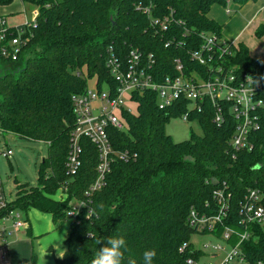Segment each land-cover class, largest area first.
Wrapping results in <instances>:
<instances>
[{
  "label": "trees",
  "instance_id": "16d2710c",
  "mask_svg": "<svg viewBox=\"0 0 264 264\" xmlns=\"http://www.w3.org/2000/svg\"><path fill=\"white\" fill-rule=\"evenodd\" d=\"M14 1L0 0V6ZM19 1L38 8L39 14L34 23L18 27L30 38L23 49L28 56H21L18 63L4 62L16 67L0 73V131L43 142L48 154L39 167L40 187L19 190L9 209L25 215L32 209L50 214L60 228L69 219L73 202L82 205L71 222L65 255L56 264H90L102 246L96 241L114 235L125 236L126 258L137 264H143L142 253L149 248L157 250L154 264H195L203 251L194 247L193 236L203 233L221 240L226 229L235 231L227 242L232 247L240 242V234L249 232L250 238L239 246L244 260L264 261V224H243L240 215L248 189L264 185V121L251 136L255 150L234 153L230 146L234 121L216 125L206 105L189 120L200 124L203 135L192 133L189 140L177 143L166 133V124L187 112L188 105L160 110L155 93L135 92L138 114L123 113L129 130L108 131L113 153L102 188L91 191L99 159L88 138L80 142L78 169L70 173L67 168L76 125L73 97L86 92L92 77L99 88L115 85L107 67L109 57L113 54L126 63L133 50L148 61L152 54L151 71L159 82L172 74L175 59L191 62L190 52L200 47L201 33L222 36L209 12L230 0ZM232 1L244 6L251 0ZM166 18L172 19L168 30L152 25ZM256 36L264 37V25L256 29ZM231 62L240 74L264 76V61L251 58L241 44ZM260 85L264 87V80ZM120 153L127 155L121 159ZM219 189L231 195L227 217L213 232L191 227V211L200 216L218 213L214 191ZM58 193L66 194V199L56 198ZM5 215L1 212L0 219Z\"/></svg>",
  "mask_w": 264,
  "mask_h": 264
},
{
  "label": "built area",
  "instance_id": "2783aa9c",
  "mask_svg": "<svg viewBox=\"0 0 264 264\" xmlns=\"http://www.w3.org/2000/svg\"><path fill=\"white\" fill-rule=\"evenodd\" d=\"M146 12L149 14V9H146ZM34 21L35 19L31 22ZM171 21V18L170 20L166 18L162 22L154 20L152 25L166 31L167 23ZM18 27H10L6 19L0 16V62L2 63H18L24 53V47L30 40L28 36H24L26 29ZM200 37L202 39L200 47L190 52L191 62L186 64L182 59H175L172 74H166L159 82L154 79L151 71L154 65L152 54L149 55L148 61L139 50H133L126 63L121 62L113 54L109 57L107 67L115 85L113 87L108 85L107 93L100 91L93 93L87 89L85 93L73 97L76 125L71 136L67 168L70 173H75L78 169L80 142L83 138H88L96 146L99 159L98 178L91 191L102 188L105 176L110 170L113 149L108 136L109 129L128 131L129 124L123 113L127 111L131 115L138 114L139 102L134 98L135 92L155 93L160 110L177 107L181 103L188 105L187 112L181 116L184 121H189L192 114L201 113L208 105L213 111V122L216 125L221 126L228 119L234 121L235 129L230 142L234 153L255 150V142L251 136L263 127L264 104L257 102L264 100V87L260 84L254 85L252 92L251 85L247 83L250 75L240 74L237 67L232 64L231 58L235 56L237 49L235 42H229L223 36L215 34L201 33ZM128 96L136 103V111L126 107ZM12 155L10 148L0 144V157L9 159ZM126 155L119 154L121 159ZM61 195L59 199H66V194L61 193ZM10 196L11 193L7 194L4 190L0 176V213L6 212V215L0 219V239L3 241L9 235L7 223L14 231L29 228L24 213L9 209L10 204L15 201ZM214 197L218 200V213L213 216H200L194 210L191 211L189 220L191 227L199 231L213 232L227 217L231 195L224 189H219L214 191ZM81 207L82 205H74L68 212L71 221L77 217ZM240 215L243 217V224L250 225L253 222L264 224V185L248 189L240 205ZM234 234L235 231L226 229L221 240L228 242ZM250 236L249 232L240 234V242L220 264H229L234 258L245 261L239 246ZM203 247L208 248L209 245L205 244ZM210 249L215 252L224 251L222 245H212ZM189 263L193 262L189 261Z\"/></svg>",
  "mask_w": 264,
  "mask_h": 264
},
{
  "label": "rangeland",
  "instance_id": "374dc122",
  "mask_svg": "<svg viewBox=\"0 0 264 264\" xmlns=\"http://www.w3.org/2000/svg\"><path fill=\"white\" fill-rule=\"evenodd\" d=\"M38 14V8L24 5L19 0L10 5L0 6V16H5L10 25L26 24L28 20L36 19ZM209 17L221 26L222 36L225 40L245 46L251 58L264 61V37L256 36V29L260 25H264V0H251L244 6L230 0L225 6H213ZM27 54L23 53L22 57H27ZM87 89L93 93L99 91L107 93L109 86L102 84L99 88L96 77H92L87 81ZM125 105L134 111L137 110L136 103L131 101L129 96ZM166 133L177 143L189 140L192 133L198 136L203 135L202 128L196 120L184 121L181 117L172 118L166 124ZM0 144L6 145L13 152L9 159L0 157V176L3 188L7 194L11 193V199H15L18 191L23 188L40 187L39 167L42 159L48 154V145L43 142L21 139L1 131ZM55 197L59 198L62 195L58 193ZM73 203L77 205L76 202ZM32 215L33 220H36L35 212H32ZM68 222L71 220L68 219L64 224H68ZM192 243L196 249L203 251L195 264H220L233 249L227 242L203 233L194 235ZM205 244L209 247L204 248ZM212 245H222L224 251L215 252L210 249ZM35 248L37 249V245ZM229 264L249 263L234 258Z\"/></svg>",
  "mask_w": 264,
  "mask_h": 264
},
{
  "label": "crops",
  "instance_id": "0c3cea01",
  "mask_svg": "<svg viewBox=\"0 0 264 264\" xmlns=\"http://www.w3.org/2000/svg\"><path fill=\"white\" fill-rule=\"evenodd\" d=\"M1 17H4L8 23L5 16ZM33 20L30 19L28 22ZM8 25L10 27L20 26L9 23ZM14 67L16 65L0 62V73L10 71ZM32 212H35L36 220H33ZM25 218L28 220L29 228L24 230L14 231L7 223L9 235L5 241L0 239V264H33L34 255L36 264H56V260L61 259L58 253L62 254V251H66L64 243L68 238L72 221L56 228L50 214L37 210H30Z\"/></svg>",
  "mask_w": 264,
  "mask_h": 264
},
{
  "label": "clouds",
  "instance_id": "9594fccd",
  "mask_svg": "<svg viewBox=\"0 0 264 264\" xmlns=\"http://www.w3.org/2000/svg\"><path fill=\"white\" fill-rule=\"evenodd\" d=\"M261 80H264V76L259 78L249 76L247 78V83L251 85L252 92L253 86H258ZM257 103L264 104V100L258 101ZM96 243L102 246L95 252L90 264H137L135 259L126 258L129 244L124 235L109 236L104 240H97ZM58 255L60 258H63L65 252L62 251V254L58 253ZM156 258L157 250L155 248L145 249L142 253L143 264H154ZM257 264H264V261H257Z\"/></svg>",
  "mask_w": 264,
  "mask_h": 264
}]
</instances>
